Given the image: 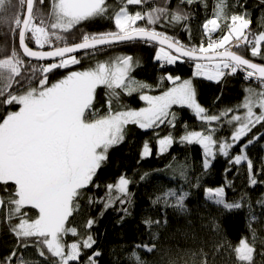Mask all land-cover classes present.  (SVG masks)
<instances>
[{
  "label": "trees",
  "instance_id": "trees-1",
  "mask_svg": "<svg viewBox=\"0 0 264 264\" xmlns=\"http://www.w3.org/2000/svg\"><path fill=\"white\" fill-rule=\"evenodd\" d=\"M11 4L16 6L18 14H25L26 5L21 7L18 0H11ZM106 5L107 14L104 16L81 22L68 32L55 30L63 39L57 40L55 36H51L52 45L46 44L44 49L80 42L84 34L91 36L118 31L114 17L126 5V0H106ZM220 5L223 7V16L216 17L215 13ZM158 7H166L169 13L179 12L186 17L178 23L162 21L154 27L188 48H199L204 37L203 25L211 18H217L221 25L218 37L227 32L226 25L231 22L232 15H244L250 21V27L246 31L251 36L264 33V0H193L191 4L185 0H146L142 5H127L132 14ZM6 8L9 9L7 12H0V59L10 58L15 51L23 61L18 66L21 74L14 77L9 89L13 94L19 95L32 87L38 88L39 80L44 75L39 69L59 61L41 62L26 58L19 45L18 31L14 24L8 22L11 8L7 0ZM34 13L37 17L34 22L39 24V18L43 17L51 33L53 0H43V3L36 0ZM145 24L146 21L137 22V26ZM27 41L31 47L38 48L30 33ZM160 48L135 41L84 52L76 55L79 64L48 73V86L71 71H85L95 68L101 62L131 57L133 67L129 75L132 81L139 83L131 94H128L127 89H116L118 96H113L112 90L106 86H98L94 94L93 109L90 110L96 116L106 115L109 104L112 112L147 107L146 101L140 98L141 95L155 96L172 88L174 84L167 79L169 75L179 77L181 81L192 80L198 102L210 115H218L219 102L240 93L248 84L256 82L262 88L259 81L246 79L244 70L225 75L219 81H210L202 75L196 76L195 65L200 62L180 58L174 64H167L156 60ZM234 50L264 64V55L251 56L250 45L241 44ZM261 51L264 53V43ZM32 68L37 69L35 74L32 73ZM0 73L9 75L6 69H0ZM3 83L0 81V87ZM4 99L5 97H0V101ZM18 109L19 105L0 103V119L8 112ZM170 113L164 123L153 128L141 129L135 124L127 125L124 140L109 149L107 159L97 170L93 183L82 190L76 201L78 209L74 210L66 222L67 227L77 230V235H66L67 245L81 243L89 235L94 243L87 249L81 246L80 257L69 264H89L90 258H94L96 264H135L130 258L134 248L143 264H242L234 253V248L241 239L246 240L254 249L251 262L243 264H264V123L257 125L244 139L230 148L227 156L217 153L211 165L205 168L203 146L182 142L181 138L188 132H205L209 124L199 119L186 106L174 105ZM167 136L172 137L173 143L161 153L158 141ZM257 136L261 138L255 139L245 152L252 161L250 172L247 161L238 165L233 161L241 153V145ZM145 143L151 154L142 157ZM122 175L130 180L127 202L121 205L117 201L113 206L106 207L107 185L115 184ZM253 178L256 180L254 185L251 183ZM218 187L224 188L227 203L239 204L240 207L226 210L208 199L206 190ZM169 190L188 193L184 208L173 207L174 198H169L168 203H164V194ZM14 191L11 182L0 185V194L5 202L0 213V264H10V261L11 264H20L21 258L27 264H60L46 245L36 243V238H17V255L11 260L7 248L14 245V242H6L12 237V228L19 222V217L9 219L7 214L8 201L13 198ZM157 197H161L159 202ZM22 213H26L25 218L29 220L38 217V210L31 206L24 207ZM89 220L93 221L91 227H88ZM147 221H151V227L146 224ZM24 244L29 246L24 247ZM145 245L152 247V251H146ZM41 252L43 256L40 255ZM97 252L99 255L95 256Z\"/></svg>",
  "mask_w": 264,
  "mask_h": 264
},
{
  "label": "snow or ice",
  "instance_id": "snow-or-ice-1",
  "mask_svg": "<svg viewBox=\"0 0 264 264\" xmlns=\"http://www.w3.org/2000/svg\"><path fill=\"white\" fill-rule=\"evenodd\" d=\"M43 3V0H40ZM146 0H126V5L115 14L114 23L118 31L106 32L95 35L84 34L82 42L74 45L55 47L51 51H34L28 46L26 36L30 33L35 44L43 49L47 44L52 45L51 36L57 40L63 37L56 34L55 30L68 32L74 26L89 19H94L107 14L106 0H53V18L48 31L45 19L40 17V23L34 13V0H18L21 7L26 5V14L17 13L15 5L7 0L11 8V16L8 22L14 24L18 31L19 45L23 55L36 60H49L59 57L58 63H50L39 69L43 77L39 80V87H32L23 94H13L9 91L14 77L20 76V65L23 61L14 51L7 59H0V69H6L9 75L0 73V97H5L0 103L19 105L18 111L8 112L0 119V183L14 185V196L8 203L11 205L9 219L19 217V222L12 231L21 240L36 238L37 244L47 246V250L55 257H59L60 264H69L77 261L81 255V246L90 248L94 240L89 235L81 243L73 242L67 245L62 242L63 237L71 233L77 235V230L66 227V222L72 216L79 205L76 203L82 190L93 183L97 170L101 168L107 159L109 149L124 140V130L127 125L135 124L141 129H149L164 123L171 115L173 105L186 106L208 124L224 120L228 125H235L230 139L219 142V152L225 156L228 150L244 139L253 128L264 123V91L259 93L252 89L247 90L248 95L237 108L244 109L243 114L229 116L233 109L224 110L219 115L208 114L196 98V92L191 80H183L169 75L167 79L174 87L158 96L141 95V99L147 102V107L139 110H125L112 112L106 115L96 116L90 110L93 109L94 94L98 86H106L112 90L113 96H118L116 89H127L128 94L134 90L139 82L132 81L129 73L133 67L132 58L124 57L112 65L99 63L94 69L85 71H71L64 78L48 86V73L53 70L68 68L70 65L79 64L75 55H68L79 50L94 49L100 45H108L115 41H130L142 39L145 41H157L160 48L156 60L174 64L181 57L193 60H205L208 63H196V76H205L210 81H219L229 74H235L238 70L246 72V79L259 81L264 88V65L254 63L243 55L233 50L241 44L250 45L251 56L264 55L261 45L264 43V33L251 36L246 30L250 27V21L244 15H232L230 23L226 25L227 32L217 40H211V34L216 32L221 25L217 18L208 19L203 25L210 42L205 47L203 44L196 47H185L179 40L170 37L162 31H157L155 25L167 22H180L186 17L179 13H169L166 7L150 9L147 12L135 11L129 13L127 5H142ZM191 4L193 0H185ZM6 0H0V12H7ZM216 17L223 16L222 5L218 6ZM138 21H146L144 26H137ZM166 45V48L163 47ZM231 45V47H228ZM222 49V51H220ZM175 53V54H173ZM67 55V58H65ZM35 74L36 68H32ZM30 79V77H29ZM17 84L20 81H15ZM141 87H148L141 85ZM259 108L257 114L254 109ZM174 118V117H173ZM171 123V121H169ZM215 129H209L207 133L192 131L185 134L182 142L197 143L204 149V167L209 165L208 157L214 156L213 148L217 146L214 138ZM247 140L241 145V153L234 158L235 164L247 161L249 171L252 170V161L245 154L246 149L255 139ZM160 152L163 153L173 143L171 136L158 141ZM151 154L147 143L143 148L142 157ZM254 185L256 180L253 178ZM130 180L120 176L115 184L107 185L106 207L113 206L117 201L121 205L127 202ZM206 194L217 205L226 210L239 208V204L227 203L223 187L208 188ZM188 193H177L169 190L164 194V203L169 198H174L172 205L184 208V202ZM161 197H157V202ZM0 204L3 201L0 200ZM31 206L38 210V217L29 220L22 209ZM93 221H88L91 227ZM146 224L151 227V221ZM28 247V244H24ZM137 248L140 246H136ZM146 251H152V247L144 246ZM253 247L241 239L234 248L235 257L239 262H251ZM16 252L11 254V260L16 257ZM43 256V252L40 253ZM99 253H95L98 256ZM130 258L135 264H143L139 253L134 248ZM11 264V261H10ZM20 264H27L21 258ZM89 264H96L94 258L89 259Z\"/></svg>",
  "mask_w": 264,
  "mask_h": 264
},
{
  "label": "rangeland",
  "instance_id": "rangeland-1",
  "mask_svg": "<svg viewBox=\"0 0 264 264\" xmlns=\"http://www.w3.org/2000/svg\"><path fill=\"white\" fill-rule=\"evenodd\" d=\"M53 22H54V19H53ZM223 35V34H222ZM221 35V36H222ZM221 36H219L218 37V39L221 37ZM39 48V47H38ZM44 49V48H43ZM222 50V49H221ZM220 50V51H221ZM159 52V51H158ZM120 59H122V58H118V59H115V60H108L107 62H101V63H105L106 65H112V64H114L115 62H117V61H119ZM200 63H202V64H206V63H208V62H200ZM97 67V65L95 66V68ZM92 69H94V68H92ZM90 70V69H89ZM226 75H228V74H226ZM221 79V78H220ZM219 79V80H220ZM180 82H182L181 81V79L180 80H178V81H176V83H180ZM191 82H192V80H191ZM192 85H193V82H192ZM50 86V85H49ZM174 87V86H173ZM193 87H194V85H193ZM195 89V88H194ZM249 89H252L254 92H256V93H259L260 91H264V89H262L260 86H258V85H256V82H255V84H248L247 86H246V88L243 90V91H241L240 93H238V94H236V95H234V96H232V97H230V98H228V99H226V100H222V101H220L219 102V114L221 113V112H223L224 110H228V109H233L234 111L233 112H231L230 114H229V116L227 117V118H225V119H230V117H231V115H233V114H237V113H239V114H243V112L245 111L244 109H242V108H240V109H238L237 108V106L238 105H241V103L244 101V99H245V97L248 95V91L247 90H249ZM146 95H148V94H146ZM159 95H161V94H159ZM152 96V95H151ZM155 96H158V95H155ZM198 101V100H197ZM147 103V102H146ZM199 103V102H198ZM200 104V103H199ZM148 106V105H147ZM174 106V105H173ZM173 106H172V108H173ZM176 106V105H175ZM171 108V109H172ZM171 109L169 110V111H171ZM19 110V109H18ZM192 110V109H191ZM193 111V110H192ZM254 111H256L257 112V114L259 113V108H256V109H254ZM194 112V111H193ZM195 113V112H194ZM218 114V115H219ZM198 117V116H197ZM199 119H201L200 117H198ZM202 120V119H201ZM234 128H235V125H228L226 122H224V120H222V121H220V122H212V124H209V128H208V130L209 129H215V133H214V138L217 140V146L216 147H214L213 148V152H214V156H211V157H208L207 159H208V161H209V165H208V167L211 165V161L215 158V156H216V154L217 153H219V147H218V145H219V142H221V141H227V142H229V143H232V141H231V139H230V135H231V132L232 131H234ZM207 130V131H208ZM207 131H205V133H207ZM228 152H229V150H228ZM207 167V168H208ZM0 185H4L3 183H0ZM208 197V196H207ZM208 199H210L211 201H213L211 198H209L208 197ZM214 202V201H213ZM10 206L11 205H9V209H8V213L7 214H9V210H10ZM28 205H26L25 207H27ZM67 227V226H66ZM13 229V228H12ZM67 235V234H66ZM66 235L63 237V243L65 244V252H67V250H68V248H67V244H66V242H65V238H66ZM18 237L14 234V232L12 231V237L6 242V244H12V242H14V245H11L10 246V248L9 249H11V250H9L8 248H7V252H8V254L11 256V254L13 253V252H16V249H17V246H16V243H17V239ZM58 258V260H59V257H57ZM60 261V260H59Z\"/></svg>",
  "mask_w": 264,
  "mask_h": 264
},
{
  "label": "water",
  "instance_id": "water-1",
  "mask_svg": "<svg viewBox=\"0 0 264 264\" xmlns=\"http://www.w3.org/2000/svg\"><path fill=\"white\" fill-rule=\"evenodd\" d=\"M35 1L36 0H34V7H35ZM25 14H26V11H25ZM135 41H139V42H145V43H150V44H153V45H157V46H159V47H162V45H160L157 41H145V40H142V39H133V40H130V41H115V42H113V43H111V44H108V45H100V46H97V48H94V49H86V50H79L78 52H76V53H73V54H68V55H79V54H82V53H84V52H87V51H92V50H95V49H100V48H103V47H108V46H114V45H119V44H122V43H128V42H135ZM27 44H28V41H27V36H26V41H25ZM80 42H82V41H80ZM76 43H79V42H76ZM75 43H73V44H69L68 46H71V45H74ZM28 46L30 47V48H32V50H34V51H51V50H53L54 48H52V49H41V48H33V47H31L29 44H28ZM65 46V45H64ZM58 47H62V46H58ZM163 47H165V49H167L166 48V45H164ZM22 50V49H21ZM168 50V49H167ZM234 50V49H233ZM222 51V50H221ZM22 53H23V50H22ZM173 54H175V53H173ZM239 54V53H238ZM26 57V56H25ZM245 57V56H244ZM26 58H28V59H30V60H34V61H41V62H53V61H59V57H57V58H54V59H49V60H36V59H34V58H29V57H26ZM65 58H67V55H66V57ZM245 58H248V57H245ZM181 59H184V60H189V61H193V62H207V61H205V60H203V59H201V60H193V59H191V58H188V57H181ZM248 59H250V58H248ZM252 62H254V63H258V64H262V65H264L263 63H259V62H256V61H254L253 59H250ZM0 200H2L3 201V204H0V213H1V211L3 210V208H4V200H3V197H2V195L0 194Z\"/></svg>",
  "mask_w": 264,
  "mask_h": 264
},
{
  "label": "built area",
  "instance_id": "built-area-1",
  "mask_svg": "<svg viewBox=\"0 0 264 264\" xmlns=\"http://www.w3.org/2000/svg\"><path fill=\"white\" fill-rule=\"evenodd\" d=\"M203 35H204V37L202 38L201 44H203L206 47L207 44L210 42V40H209V36L205 33V29H204ZM217 39H218V37H217V31H216V32L211 34V40H217ZM225 71H226V74H229L228 70H225Z\"/></svg>",
  "mask_w": 264,
  "mask_h": 264
},
{
  "label": "bare ground",
  "instance_id": "bare-ground-1",
  "mask_svg": "<svg viewBox=\"0 0 264 264\" xmlns=\"http://www.w3.org/2000/svg\"><path fill=\"white\" fill-rule=\"evenodd\" d=\"M218 23H219V21H218ZM220 24V23H219ZM204 28V27H203ZM201 41H202V39H201Z\"/></svg>",
  "mask_w": 264,
  "mask_h": 264
},
{
  "label": "flooded vegetation",
  "instance_id": "flooded-vegetation-1",
  "mask_svg": "<svg viewBox=\"0 0 264 264\" xmlns=\"http://www.w3.org/2000/svg\"><path fill=\"white\" fill-rule=\"evenodd\" d=\"M4 200V199H3Z\"/></svg>",
  "mask_w": 264,
  "mask_h": 264
}]
</instances>
